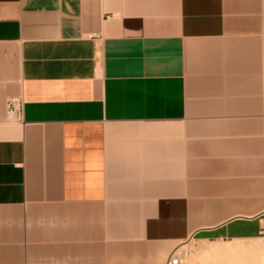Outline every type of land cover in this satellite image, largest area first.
I'll return each instance as SVG.
<instances>
[{"label": "crops", "instance_id": "0c3cea01", "mask_svg": "<svg viewBox=\"0 0 264 264\" xmlns=\"http://www.w3.org/2000/svg\"><path fill=\"white\" fill-rule=\"evenodd\" d=\"M262 236L264 0H0V264Z\"/></svg>", "mask_w": 264, "mask_h": 264}, {"label": "bare ground", "instance_id": "6f19581e", "mask_svg": "<svg viewBox=\"0 0 264 264\" xmlns=\"http://www.w3.org/2000/svg\"><path fill=\"white\" fill-rule=\"evenodd\" d=\"M252 240L262 241L264 238ZM230 241H234L235 243H230ZM230 241H225L222 244L206 243L207 245H203V248L199 251L202 255H200L201 253H197V256H201L200 258L203 259V262H206L205 264H264V241L260 243L253 242L254 244H240L243 240ZM180 248L184 249L185 243L179 245L176 249ZM180 261L183 260L180 259Z\"/></svg>", "mask_w": 264, "mask_h": 264}, {"label": "rangeland", "instance_id": "374dc122", "mask_svg": "<svg viewBox=\"0 0 264 264\" xmlns=\"http://www.w3.org/2000/svg\"><path fill=\"white\" fill-rule=\"evenodd\" d=\"M261 238H264V236H262ZM213 241H205L204 242V241H196V240L189 239V240H186L184 242L179 243L175 248H177L179 245L185 243V248L184 249H181V248H180L181 250L180 249H176L177 252H181V255H182L181 260H183V261H180L179 264H205L206 262L202 261L203 259L200 258L201 256L200 257L197 256L199 253H201L199 251L201 250V248H203V245H207L208 243L222 244V243L225 242V240L224 241L213 240ZM262 241H264V240H262ZM262 241L261 240H257V241L256 240H243L241 243L240 242H237V243H240V244H242V243L243 244H254V243H258V242L260 243ZM201 242H202V244H201ZM219 242H221V243H219ZM231 242L235 243L234 241H230V243ZM199 244H201L202 247ZM197 249H198V251H197ZM200 255H202V253ZM245 257H247V256L245 255Z\"/></svg>", "mask_w": 264, "mask_h": 264}, {"label": "built area", "instance_id": "2783aa9c", "mask_svg": "<svg viewBox=\"0 0 264 264\" xmlns=\"http://www.w3.org/2000/svg\"><path fill=\"white\" fill-rule=\"evenodd\" d=\"M21 113V102L19 100L10 99L6 102V120L18 121ZM182 255L177 252L176 248L172 249L169 258L165 264H179Z\"/></svg>", "mask_w": 264, "mask_h": 264}]
</instances>
